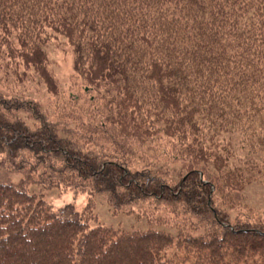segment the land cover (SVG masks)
Masks as SVG:
<instances>
[{
	"label": "trees",
	"instance_id": "obj_1",
	"mask_svg": "<svg viewBox=\"0 0 264 264\" xmlns=\"http://www.w3.org/2000/svg\"><path fill=\"white\" fill-rule=\"evenodd\" d=\"M0 73V264H264V0H0Z\"/></svg>",
	"mask_w": 264,
	"mask_h": 264
},
{
	"label": "rangeland",
	"instance_id": "obj_2",
	"mask_svg": "<svg viewBox=\"0 0 264 264\" xmlns=\"http://www.w3.org/2000/svg\"><path fill=\"white\" fill-rule=\"evenodd\" d=\"M45 50L49 57L51 69L60 86L65 90L68 89L71 78L73 77V54L71 49L65 40L58 39L55 42H51ZM1 77L2 73H0V90L5 91L8 83L4 85ZM32 97L41 102V106L50 116L53 115L52 110L48 107L46 94L43 90L33 92ZM16 179H18V177H16ZM31 191L41 195L54 208L61 207L68 203H75L78 210H81L86 203L83 194L74 193L72 191L64 192L58 189L46 190L38 186L31 187ZM236 199L247 205L254 216H259L264 213V185L258 183L252 184L241 192V194H236ZM96 204L95 213L101 225L125 230L147 228L146 222L143 219H136L134 215L127 216L123 213L113 215L104 196H98Z\"/></svg>",
	"mask_w": 264,
	"mask_h": 264
}]
</instances>
